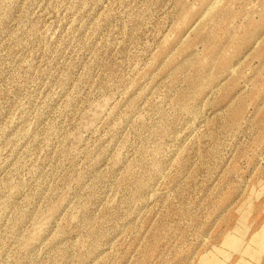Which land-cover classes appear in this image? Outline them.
I'll return each instance as SVG.
<instances>
[{
  "label": "rangeland",
  "instance_id": "1",
  "mask_svg": "<svg viewBox=\"0 0 264 264\" xmlns=\"http://www.w3.org/2000/svg\"><path fill=\"white\" fill-rule=\"evenodd\" d=\"M264 0H0V264H264Z\"/></svg>",
  "mask_w": 264,
  "mask_h": 264
},
{
  "label": "bare ground",
  "instance_id": "2",
  "mask_svg": "<svg viewBox=\"0 0 264 264\" xmlns=\"http://www.w3.org/2000/svg\"><path fill=\"white\" fill-rule=\"evenodd\" d=\"M263 250H264V245L260 243L258 236H254L250 241L249 247L247 248L248 254L253 255L254 253H258Z\"/></svg>",
  "mask_w": 264,
  "mask_h": 264
}]
</instances>
